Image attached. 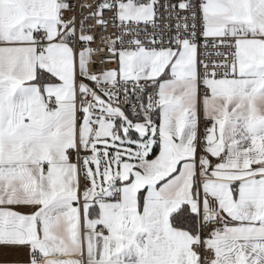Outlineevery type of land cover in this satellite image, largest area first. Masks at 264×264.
<instances>
[{"label":"snow or ice","instance_id":"1","mask_svg":"<svg viewBox=\"0 0 264 264\" xmlns=\"http://www.w3.org/2000/svg\"><path fill=\"white\" fill-rule=\"evenodd\" d=\"M0 252L264 264V0H0Z\"/></svg>","mask_w":264,"mask_h":264},{"label":"crops","instance_id":"2","mask_svg":"<svg viewBox=\"0 0 264 264\" xmlns=\"http://www.w3.org/2000/svg\"><path fill=\"white\" fill-rule=\"evenodd\" d=\"M16 257L14 252H0V264H3L4 261H11Z\"/></svg>","mask_w":264,"mask_h":264},{"label":"built area","instance_id":"3","mask_svg":"<svg viewBox=\"0 0 264 264\" xmlns=\"http://www.w3.org/2000/svg\"><path fill=\"white\" fill-rule=\"evenodd\" d=\"M105 16H108V13H107V12L105 13ZM113 30H114V29L109 28V33H111ZM93 47H96V45H93ZM106 66H107V67H113L114 65H112V64H108V65H106Z\"/></svg>","mask_w":264,"mask_h":264}]
</instances>
